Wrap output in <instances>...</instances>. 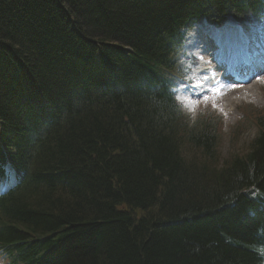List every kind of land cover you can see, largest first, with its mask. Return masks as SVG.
Segmentation results:
<instances>
[{
    "label": "trees",
    "instance_id": "1",
    "mask_svg": "<svg viewBox=\"0 0 264 264\" xmlns=\"http://www.w3.org/2000/svg\"><path fill=\"white\" fill-rule=\"evenodd\" d=\"M264 0H0L5 264H264V108L190 119L179 29ZM29 244L22 247L18 239ZM25 238V239H24Z\"/></svg>",
    "mask_w": 264,
    "mask_h": 264
},
{
    "label": "rangeland",
    "instance_id": "2",
    "mask_svg": "<svg viewBox=\"0 0 264 264\" xmlns=\"http://www.w3.org/2000/svg\"><path fill=\"white\" fill-rule=\"evenodd\" d=\"M264 25V22L263 24ZM190 36V33L187 34ZM184 58H182L183 60ZM218 92L209 94L208 99L201 101V104L211 105L219 110L224 118L222 124V140L220 144V152L226 154L228 148L237 147L238 149H243L246 138L252 135L253 130L248 129L241 137L239 142H233L230 136V130L234 127L240 120L239 107H264V74L252 79L246 85L234 86L230 88H218ZM199 103V102H198ZM198 103H191L189 109L190 112H195L199 105Z\"/></svg>",
    "mask_w": 264,
    "mask_h": 264
},
{
    "label": "bare ground",
    "instance_id": "3",
    "mask_svg": "<svg viewBox=\"0 0 264 264\" xmlns=\"http://www.w3.org/2000/svg\"><path fill=\"white\" fill-rule=\"evenodd\" d=\"M232 26H233L232 23H227L225 28L223 30H220V33L223 35V39L221 38L222 41L227 42V45H228V46H226L224 43L223 46H226V49L228 51L235 50V49L237 50V48H238L237 43H236V38L232 32ZM203 33H204L205 37H208L204 30H203ZM226 55L227 54H224V60L226 59V57H225ZM18 242L22 247H25L29 244V242L27 240H23L21 237H20V239H18Z\"/></svg>",
    "mask_w": 264,
    "mask_h": 264
},
{
    "label": "snow or ice",
    "instance_id": "4",
    "mask_svg": "<svg viewBox=\"0 0 264 264\" xmlns=\"http://www.w3.org/2000/svg\"><path fill=\"white\" fill-rule=\"evenodd\" d=\"M212 91H213V92H218L219 90L214 88V89H212ZM204 99H205V100H207V99H208V97H207V96H205V97H204Z\"/></svg>",
    "mask_w": 264,
    "mask_h": 264
}]
</instances>
